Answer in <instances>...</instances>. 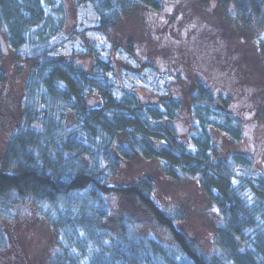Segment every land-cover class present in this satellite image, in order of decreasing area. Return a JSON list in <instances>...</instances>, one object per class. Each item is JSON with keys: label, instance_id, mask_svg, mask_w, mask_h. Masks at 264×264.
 I'll return each instance as SVG.
<instances>
[{"label": "trees", "instance_id": "obj_1", "mask_svg": "<svg viewBox=\"0 0 264 264\" xmlns=\"http://www.w3.org/2000/svg\"><path fill=\"white\" fill-rule=\"evenodd\" d=\"M47 1L0 0V87L6 50L28 68L18 99L0 102V264H35L23 234L34 223L54 236L46 264H264V136L249 138L258 126L246 119L264 121V29L254 32L264 25V0H234L233 16L219 4L236 51L220 48L215 57L202 45L188 49L196 58L184 53L186 66L164 70L156 64L170 53L165 38L184 41L187 31L191 40L211 17V0L183 4L199 22L178 5L165 13L168 0H72L76 8L91 5L97 31L121 32L113 45L135 66L154 67L155 80L170 77L163 86L152 82V94L120 97L109 75L113 56L95 57L90 48L69 59L54 54L47 33H60L61 24ZM146 22L161 26L149 62L140 51L151 38ZM186 44L173 43V51ZM153 174L198 180L219 216L213 251L180 226L184 209L156 204ZM111 192L143 216H112ZM146 218L166 236L142 230Z\"/></svg>", "mask_w": 264, "mask_h": 264}, {"label": "rangeland", "instance_id": "obj_2", "mask_svg": "<svg viewBox=\"0 0 264 264\" xmlns=\"http://www.w3.org/2000/svg\"><path fill=\"white\" fill-rule=\"evenodd\" d=\"M211 1L213 12L210 19L208 21L202 20L203 25L200 27H198L197 24L196 32L191 36V40H186L188 35L187 31H183V39L185 42L183 40L174 41L171 38H165L163 44L165 45L170 43V45L166 46V48H169L168 51L170 53L167 56L162 57L160 64H156L157 67L164 70V68H172V66H186L184 61L186 57L184 53L186 52L185 54L191 56L192 59L196 58V56L192 55L188 49L199 50L202 45L209 49V52L211 50L212 56L215 57H218L220 48L223 51H226V53L227 51L234 52L237 50L233 44L226 43V22L221 19L222 10L219 7L220 3H224L226 5V13L233 16L231 12L234 7V0ZM47 2L52 5L54 19L61 24V27H59L61 29L60 33H56L55 31H49L47 33L48 37L50 36V46L54 44L56 46V49L53 50L54 54L57 57L69 59L73 50H85L90 48L92 49V54L95 57L105 58L107 60L112 56L113 59L116 58L113 66L114 71L109 75L111 80L115 81L113 91L117 97L122 96L125 90H132L137 96L149 95L152 94L151 86L153 83L163 86L168 80H170L168 75L155 80L157 72L154 70V67L140 69L141 66H135V62L132 58L115 48L112 41L115 37L121 36L120 31H117L111 38L110 36L94 29L93 26L97 24L98 16L90 4L76 8L73 5L72 0H48ZM196 2L197 0H168L165 13L170 14L173 7L178 5L181 6L183 11L185 10V14H193L192 18L194 20H198L199 22V19H201L202 16L200 17V15L195 12L192 7H190ZM183 4H189L190 6L186 7ZM179 9L178 14L183 15L182 12H179ZM146 13L147 12H145L144 15ZM182 15L179 16L181 18L188 17V15ZM147 18L148 15L146 14V19ZM150 19L151 21L153 20L152 17ZM158 19L162 21V19H164V15L159 16V18L157 16L155 18L156 23L160 22H158ZM156 23L146 22L147 30L151 34V38L147 45L140 46V51L143 56L146 57L145 60L148 62L149 60L147 57L152 58L156 55L155 45H157L158 39L161 35L160 32H157V35L155 34L157 27L161 28V26ZM261 27V31L260 27L254 29L255 34L263 35L264 25ZM53 28L56 27L53 26ZM186 42L191 44H186ZM173 43L176 46L179 43H185L187 46L173 51ZM245 43H247V40H245ZM238 44H241V42H238ZM175 52H177L178 55H180L179 57H182L183 60L176 58L174 56ZM14 53V51L12 52L6 50L5 65L3 66L5 81L0 87V102L2 101L4 103L9 100L18 99L21 94L23 82L28 73V68L23 67L25 66L24 64L19 61H14ZM180 60H182L183 63ZM202 60L203 65L205 64V66H210L205 62L204 58ZM126 66H129V69L139 67V72L127 70L125 69ZM246 119L249 120L250 123L252 122V124H256L255 127L258 126L262 129H259L258 127L256 128L258 130L252 128L251 133L248 135L249 138L251 136L257 137L256 134L259 132L262 136H264V121L261 120V118L257 122L255 121L256 119L254 116H247ZM178 129L182 133L184 131V126L180 123V125H178ZM215 136L218 137L217 134ZM136 168H138V166H136ZM151 181L156 191L154 197L156 204H158L160 208L165 209H178L181 211L184 209L187 214V220L182 222L180 226L186 231L190 238L194 239L198 243V246L203 251H213L215 247L214 231L219 222V216L217 215L216 209L211 206L210 202L205 198L198 180L189 179L178 182L173 181L170 178H159V176H155L153 174ZM107 200L111 207L112 216L117 219L125 214H132L134 217L143 216V211L139 210L132 200H125L124 196L116 192L109 193L107 195ZM147 219L150 221V224L143 227L142 230L148 229L147 232L155 230L156 234L159 236H166L159 226L152 225L153 220H151V218H146V221ZM17 233H19V230H17ZM23 234L30 236V243L28 241V243L24 244V247L27 249L24 250L27 258L35 261V264H46V250L52 244L54 239L52 231L44 223H34L31 224V226L27 229V232ZM21 242H23V240ZM37 251L39 253H37Z\"/></svg>", "mask_w": 264, "mask_h": 264}]
</instances>
